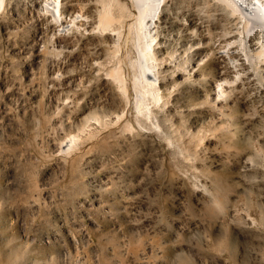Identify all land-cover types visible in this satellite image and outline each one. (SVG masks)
<instances>
[{
    "label": "rangeland",
    "instance_id": "rangeland-1",
    "mask_svg": "<svg viewBox=\"0 0 264 264\" xmlns=\"http://www.w3.org/2000/svg\"><path fill=\"white\" fill-rule=\"evenodd\" d=\"M10 1L0 10V264H264V55H244L239 15L221 0H164L148 44L159 94L139 108L136 7L111 0L120 20L104 28L110 0H72L94 28L76 21L44 42L50 22L31 0ZM119 67L126 91L110 72ZM79 124L75 148L57 153Z\"/></svg>",
    "mask_w": 264,
    "mask_h": 264
},
{
    "label": "bare ground",
    "instance_id": "bare-ground-1",
    "mask_svg": "<svg viewBox=\"0 0 264 264\" xmlns=\"http://www.w3.org/2000/svg\"><path fill=\"white\" fill-rule=\"evenodd\" d=\"M12 1H10V2H12ZM14 1H16V0H14ZM31 1H32V5H31L32 11L37 16H39L40 19H42L41 17L43 16L44 17L43 18L44 23L48 24L50 22L49 26H48L49 31L46 34H44L46 36H44V37L39 36L40 39H42L43 41L49 37V33L51 35L55 34V36H57L61 32L67 30V28H69L70 26L74 25L76 23V21H78V23L86 29L92 30L94 28V24L88 22L85 19L87 12H84V11L79 10L77 8L71 7L72 5L68 4V2L71 3L72 0H31ZM221 1H223L225 4H227L232 9L233 14H235L236 16L239 15V18L241 19V21H244V26L246 28V35L244 36V39H243L244 40V43H243L244 46L241 43L243 46V48H241L243 53L245 51L244 55L248 56V54H250L251 55L250 57H252V56L254 57V56H258V55L263 56L264 55V36H263V34H264V31H263L264 30L263 29L264 28V2L260 1V0H258V1H255V0H221ZM5 2H6V0H0V10L5 9V6H4L6 4ZM18 2H19V0H18ZM163 2H164V0H123V2H122L123 6H125V3H130L131 5H133V7H136V10H137L136 18H134V16H133V19H135L134 20L135 22L133 25H135V27H136L135 30H136L138 40H139L138 48H139L140 54H139V57L134 62V65L136 66V68L139 71L137 73V76H136V79L133 83V86L136 89L135 92H136V96L138 97V99H136L135 103L137 104V106L139 108L145 103V98L148 95V93H152L153 96H157L159 94V93H156V91H157L156 87L159 86L160 80L158 77V71L156 69V65L154 64L153 58L151 57L152 53H151L150 49H148L152 44L150 46L148 44L150 43L151 39L149 40V38H150V36H152L153 29L155 28V26H157V19L160 16L158 14H160V12H161V6L163 5ZM8 3H9V0H8ZM107 3H108V1H107ZM107 3H106V6L103 10V13L100 16V18H101L100 25H102V27L104 26V28H105V26L109 27L110 25H112L115 22V20H117V22H119L118 20H120V17L119 18L116 17L114 12L112 11L113 7H111V5H110L111 0L109 1L108 4ZM12 4H11V6H12ZM66 4H68V6L69 5L70 6L68 7ZM71 4H73V3H71ZM9 5H10V3H9ZM119 5H118V8H119ZM122 5H120L121 9L123 8ZM7 7H8V4H7ZM5 11H6V9H5ZM125 12L126 11H124V13ZM122 13L123 12H121L120 16L122 15ZM126 13H128V12H126ZM123 16H122V18H123ZM130 16H131V14H130ZM127 20H129V19H127ZM130 21H132L131 18H130L129 22ZM262 26H263V28H261ZM251 31H253V32H251ZM122 33H123L122 31H118L116 34H109L110 36H108L109 37L108 40L114 41L117 43L120 41V38H122ZM261 35L263 37V40L261 39ZM228 37H229L228 42L233 44L238 36H237V34L232 33ZM47 41H48V39H47ZM57 43H58V45H62V46L65 44V42L60 40V39H57ZM65 46L70 47L69 44H65ZM40 49L42 50V48H40ZM120 52H121V50H120ZM184 52H185V50H184ZM184 52H182V53H184ZM119 55H121V53ZM182 55H184V54H182ZM235 55L237 56L238 54H235ZM239 55H240V52H239ZM124 58H126V57L124 56ZM245 58H247V57H245ZM125 60H127V59H125ZM189 60H191V59H189ZM98 61H99V57L93 58L92 65L94 66L95 64H97ZM192 61H194V60H192ZM198 62L199 61L196 60L192 63L193 64L192 69L196 67ZM121 70L122 69H120V67L118 69H116V68L112 69L111 68L110 72L112 73L115 80H117L119 82L120 86L122 88H124L125 87V81L127 82V80L125 79V81H124L123 74H122L123 70L122 71ZM242 70L244 71L245 69H242ZM108 72H109V70H108ZM143 78L146 79L145 82H146L147 88L144 86H143L144 88L141 87L142 84L139 85V82ZM226 81L228 82L226 77L224 75H221L220 76V83L218 84V86L216 84V86H217L216 92L215 93L213 92L215 94V96H214L215 99H217V100L221 99L220 95L225 90L223 88V86H224ZM124 89L126 91V88H124ZM158 92H159V90H158ZM223 94H222V96H223ZM130 95L131 94H129L127 96H130ZM214 97L212 99H214ZM61 104L63 106H65L66 102L64 100H62ZM108 110L110 111V109H108ZM148 110H149V108H148ZM89 111H91V110H89ZM94 112H96V111H94ZM154 113H151V114L153 115ZM96 114L97 113H95V114L93 113V116L95 115L94 118H100V116H97ZM103 115L104 114H102V116ZM109 115H112V117L115 118V117H118L120 114L114 113L111 110ZM89 116L92 117V115H89ZM91 117H90V119H91ZM104 117H105V115H104ZM85 119H84L86 121L85 124H88L91 121L89 119V117L87 118V116ZM100 120H101V118H100ZM96 121H99V119ZM81 122H79V123H81ZM159 123H163V125H164V120H163V122H159ZM83 125H84V123H83ZM79 127H80V124H79ZM83 128L84 127L76 128L75 132L73 130H71L66 136H63L62 137L63 140L60 141L58 143V145L56 146L57 153L58 152H62V153L64 152L66 154V151H68L71 147L75 148V145H77V143L79 141L80 134H81V131L83 130ZM64 153H63V155H64Z\"/></svg>",
    "mask_w": 264,
    "mask_h": 264
}]
</instances>
